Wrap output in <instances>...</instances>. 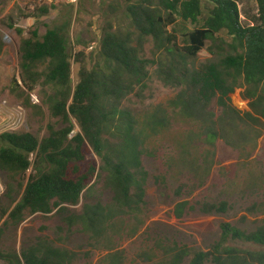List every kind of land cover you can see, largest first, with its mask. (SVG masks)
Segmentation results:
<instances>
[{"label":"trees","instance_id":"trees-1","mask_svg":"<svg viewBox=\"0 0 264 264\" xmlns=\"http://www.w3.org/2000/svg\"><path fill=\"white\" fill-rule=\"evenodd\" d=\"M124 1L131 29L106 30L97 63H81L75 86L63 28H49L43 35L35 29L21 39V80L15 79L14 86L27 94V106L40 109L28 93L42 86L41 101L57 121L48 124L42 139L27 131L0 134L4 228L19 226L27 214L57 211L68 226L81 224L93 238L107 239L112 221L136 214L144 201L148 172L142 149L172 124L170 110L197 127L198 132L181 141L180 166L202 179L210 175L218 139L245 149L260 137L256 126H264V0H255L257 17L248 25L236 0ZM41 10L48 12L46 7ZM149 40L154 42L152 58L144 55ZM2 46L0 37V51ZM205 49L213 57L196 66L194 60ZM81 54H76L78 62ZM153 77L178 93L168 107H155L142 121L123 102ZM239 86L245 87L242 97L249 101L244 111L232 99ZM197 142L206 145L204 154ZM31 168L34 174L25 185ZM97 178L112 191L113 203L86 200L81 213H72L83 194L96 187ZM187 204H179L178 216ZM201 209L206 214L226 213L229 205L204 202ZM230 237L264 246V220L249 232L224 222L220 239L209 250L179 248L171 262L157 264H181L187 256L188 264H264V250L226 245ZM74 258L71 250L46 235L24 243L20 253L0 251V259L9 264H72Z\"/></svg>","mask_w":264,"mask_h":264},{"label":"rangeland","instance_id":"rangeland-1","mask_svg":"<svg viewBox=\"0 0 264 264\" xmlns=\"http://www.w3.org/2000/svg\"><path fill=\"white\" fill-rule=\"evenodd\" d=\"M236 1L243 23L253 24L257 17L256 1ZM44 7L48 12H42ZM131 26L124 0H78L75 4L66 0H0L3 43L0 51V134L27 131L42 139L48 135V124L57 121L41 101L42 86L28 93L32 103L41 109L27 106L24 100L27 94L14 86L15 79L21 80V39L30 31L37 29L43 35L49 28L65 30L72 56V84L75 86L81 63L88 67L97 63L106 30L127 31ZM18 29L23 33L20 34ZM153 46L152 40L145 44L146 57H153ZM79 52L82 53V62L77 61ZM212 57L205 49L194 60L195 65L199 66ZM244 89L239 86L232 94L234 104L243 111L249 109V101L242 97ZM177 93L178 89L153 77L145 89L130 94L123 105L144 121L155 107H168ZM215 109L218 110L216 106ZM170 114L172 124L163 133L149 138L142 149V164L148 172L144 201L136 214H123L112 221L107 239L93 238L81 224L68 226L57 211L49 215L27 214L19 226L9 224L4 228L7 217L0 218V229L4 228L0 233V251L20 253L24 243L46 235L59 247L75 254L72 264H157L171 262L179 248L209 250L220 239L224 222L248 232L255 230L264 220V126L261 123L256 126L260 137L245 149L234 148L218 139L210 175H204L202 179L187 167L180 166L181 141L190 132H196L197 127L180 121L173 110ZM197 143L202 146L200 153L204 154L206 145ZM31 159H35L33 154ZM96 159L100 166V158ZM33 174L31 168L26 174L25 185ZM97 179L96 187L89 195L83 194L81 202L71 208L72 213H81L86 200L100 201L104 205L113 203L112 191L105 186L103 178ZM4 191L0 179V197ZM222 201L229 205L226 213L206 214L201 209L204 202ZM181 202L188 204L178 216L177 208ZM226 245L264 250L262 245L231 237ZM190 258L185 257L181 264H188ZM0 264L9 262L0 259Z\"/></svg>","mask_w":264,"mask_h":264},{"label":"built area","instance_id":"built-area-1","mask_svg":"<svg viewBox=\"0 0 264 264\" xmlns=\"http://www.w3.org/2000/svg\"><path fill=\"white\" fill-rule=\"evenodd\" d=\"M50 2L52 1V0H49ZM68 3H70V4H75V3H77L78 2V0H66ZM240 108V107H239Z\"/></svg>","mask_w":264,"mask_h":264}]
</instances>
